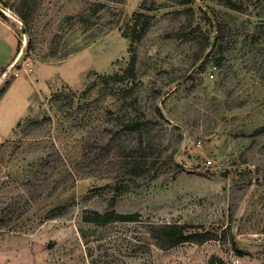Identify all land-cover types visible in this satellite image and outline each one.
Instances as JSON below:
<instances>
[{
	"label": "rangeland",
	"instance_id": "obj_1",
	"mask_svg": "<svg viewBox=\"0 0 264 264\" xmlns=\"http://www.w3.org/2000/svg\"><path fill=\"white\" fill-rule=\"evenodd\" d=\"M185 1L0 0V264H264V0Z\"/></svg>",
	"mask_w": 264,
	"mask_h": 264
},
{
	"label": "trees",
	"instance_id": "obj_2",
	"mask_svg": "<svg viewBox=\"0 0 264 264\" xmlns=\"http://www.w3.org/2000/svg\"><path fill=\"white\" fill-rule=\"evenodd\" d=\"M190 0H186L185 2H189ZM6 7V6H5ZM3 16H5L3 13H1ZM18 17L21 19V21L25 24L26 28L28 27V18L23 12H17ZM138 30H134V33H137ZM138 34V33H137ZM135 36V37H134ZM141 35H133L132 39L136 40L137 38H140ZM132 40V41H133ZM129 71L132 72L133 68L135 66V57H131L130 64H129ZM11 83L8 81L3 88L0 90V94L4 95L9 88ZM137 215H127V214H118V213H106V214H100L95 213L94 218H88L86 217V220L90 223H94L97 225H105L110 222L114 221H132L134 218H136ZM190 226H182V225H169L165 224L162 226H159L156 228V230H153L150 232V236L152 238H156V242H162L160 245L163 246L164 249H170L174 248L178 245L184 244V243H204L209 240L215 239V235H213L210 232H203V233H191L188 230L190 229Z\"/></svg>",
	"mask_w": 264,
	"mask_h": 264
},
{
	"label": "water",
	"instance_id": "obj_3",
	"mask_svg": "<svg viewBox=\"0 0 264 264\" xmlns=\"http://www.w3.org/2000/svg\"><path fill=\"white\" fill-rule=\"evenodd\" d=\"M18 20L22 23V27H21V29H22L23 33L26 34V33H27V28H26L25 24L21 21V19H20L19 17H18ZM24 53H25V49L22 50L20 56H22V54H24ZM18 60H19V59H18ZM18 60H17V61H18Z\"/></svg>",
	"mask_w": 264,
	"mask_h": 264
},
{
	"label": "crops",
	"instance_id": "obj_4",
	"mask_svg": "<svg viewBox=\"0 0 264 264\" xmlns=\"http://www.w3.org/2000/svg\"><path fill=\"white\" fill-rule=\"evenodd\" d=\"M14 85H16V81L13 82V83L9 86V88L7 89V91H6V93H5V97H4V99L8 96V94L10 93V91H11V89H12V87H13ZM4 99L1 101V104H2V102L4 101ZM1 104H0V105H1Z\"/></svg>",
	"mask_w": 264,
	"mask_h": 264
},
{
	"label": "built area",
	"instance_id": "obj_5",
	"mask_svg": "<svg viewBox=\"0 0 264 264\" xmlns=\"http://www.w3.org/2000/svg\"><path fill=\"white\" fill-rule=\"evenodd\" d=\"M209 164H211V162L209 161Z\"/></svg>",
	"mask_w": 264,
	"mask_h": 264
}]
</instances>
